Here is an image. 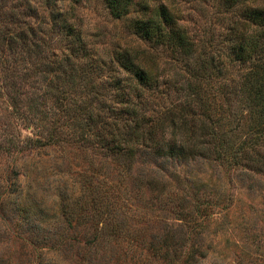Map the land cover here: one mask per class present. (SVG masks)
I'll list each match as a JSON object with an SVG mask.
<instances>
[{"label":"trees","instance_id":"1","mask_svg":"<svg viewBox=\"0 0 264 264\" xmlns=\"http://www.w3.org/2000/svg\"><path fill=\"white\" fill-rule=\"evenodd\" d=\"M215 1L228 19L217 48L167 0H109V14L148 46L98 49L67 11L0 0V93L32 126L17 149L75 143L126 170L206 159L263 169L264 0ZM246 125L259 137L249 154L232 139Z\"/></svg>","mask_w":264,"mask_h":264},{"label":"rangeland","instance_id":"2","mask_svg":"<svg viewBox=\"0 0 264 264\" xmlns=\"http://www.w3.org/2000/svg\"><path fill=\"white\" fill-rule=\"evenodd\" d=\"M38 1L67 11L98 49L148 46L109 14V0ZM167 1L217 48L228 19L215 0ZM14 115L0 93V264H264V166L206 159L126 170L75 143L18 150L32 126ZM232 139L248 154L259 143L247 125Z\"/></svg>","mask_w":264,"mask_h":264}]
</instances>
